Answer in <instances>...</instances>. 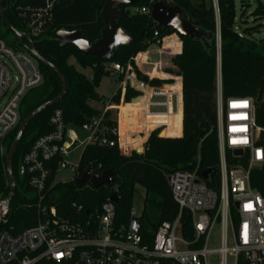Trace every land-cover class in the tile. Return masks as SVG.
Masks as SVG:
<instances>
[{
  "label": "trees",
  "instance_id": "obj_1",
  "mask_svg": "<svg viewBox=\"0 0 264 264\" xmlns=\"http://www.w3.org/2000/svg\"><path fill=\"white\" fill-rule=\"evenodd\" d=\"M105 1L55 0L49 27L41 35L31 37V42L24 41L27 47H33L41 56L59 68L66 80L67 92L56 104L40 112L24 131L13 159L16 193L0 224V231L7 230L16 235L36 226L44 217L39 207L38 197L35 194L34 196L26 194V192H33V188L23 159L35 141L54 130L51 118L55 111L60 110L66 129H82L84 124L91 122L102 113V109H97L90 102H103V96L98 93L97 88L102 78L110 75L111 64L119 63L125 66L132 60L139 78L150 80L148 75L136 66L134 58H138L139 53L146 52L161 38L164 39L139 58L147 60L151 57L166 55L165 63L171 60L172 67L167 66L165 72L158 67L150 70L154 75L164 76V78H153L151 83L157 85L175 81L182 83L183 135L161 138L159 133L154 131L148 138L143 153L133 150L130 155H124L120 152L115 112L112 109L105 110L94 140L84 145L75 169V178L87 170L101 173L104 170L113 169L115 171L113 182L99 188H93L87 184L78 187L74 184V179L68 182H57L55 178L59 171L58 162L61 159L58 156L50 164L51 173L47 178L46 186L47 199L42 202L43 206L48 208L53 206L59 216L83 221L89 216L97 215L101 206L113 194H116L118 199L115 204L116 222L128 224L131 218L134 188L140 185L146 190V206L150 211H147L146 207L139 217V223L141 233L150 240L158 226L164 221L173 220L177 213L178 207L169 187L168 175L176 170L191 171L198 162L200 171L205 168L217 167L218 169L216 79L219 69L224 97L253 98L257 124L264 128V38H251V34L257 28L244 29L242 34L238 31L236 0H216L218 12L213 0H163L167 4L179 7L182 16L191 23L215 33L219 32L220 62L216 38L210 43V48H205L201 42L179 35L181 45L175 36L165 38L176 33L173 29L157 25L148 14L132 12L133 6H146L150 0H135L134 5L125 6L122 17L117 21L133 40L129 45L120 47L110 61L94 56H83L73 45L60 47L57 31L61 28L81 29L85 38L90 41L100 37L104 27L100 12ZM45 3L46 0H5L3 11L14 28L27 34L24 12L30 15V12L44 7ZM261 7L262 3L253 15L263 16L264 10L261 11ZM0 21L2 28L5 29V35H3L8 37L11 44L16 37L3 23L1 17ZM156 31L159 32L158 37H155ZM13 47L29 51L23 45ZM172 54L174 56L170 58ZM70 58H74L79 67L90 68L92 77L88 78L85 73L71 64ZM144 63L142 62L143 66ZM39 67L44 76L43 83L30 90L24 97L20 106L21 121L7 136L6 139L11 138V140L6 144V150L11 146L22 121L39 106L62 92L59 74L42 63H39ZM121 78L122 75H120ZM137 94L136 91L128 88L125 101L130 102ZM120 98L121 89H118L110 98V102L119 104ZM181 118L182 116H174L169 119V124H177V127L169 129L168 132H174L168 136L179 134ZM147 127L151 129L153 126ZM103 138L106 139V143H100ZM261 143L264 145V132L261 135ZM6 157L5 153L0 152V199L7 197L10 191ZM18 157L20 160L16 166ZM16 177L20 184H23V191L19 189ZM218 177L216 170L208 185L217 188ZM253 184L264 195V167L262 171L254 172ZM36 264L55 263L40 260ZM241 264H244L242 258Z\"/></svg>",
  "mask_w": 264,
  "mask_h": 264
},
{
  "label": "built area",
  "instance_id": "obj_2",
  "mask_svg": "<svg viewBox=\"0 0 264 264\" xmlns=\"http://www.w3.org/2000/svg\"><path fill=\"white\" fill-rule=\"evenodd\" d=\"M158 1L163 0H150L148 5L133 6L131 10L150 15L151 5ZM213 1L218 12L217 1ZM54 2L46 0L44 7L30 15L24 12L29 38L41 35L49 27ZM158 36L156 31L155 37ZM216 42L220 62L219 32ZM136 62L137 57L134 58L137 66ZM110 68V76L120 83V103L104 102L100 116L82 126L87 134L85 144L94 140L105 110L116 109L120 116V107L136 100L141 101L139 115L143 125L140 134L147 133L148 125L153 126L148 132L150 135L154 131H164L169 126V119L179 112L183 128L184 101L180 81L153 84L149 73L145 74L150 80H143L132 60L125 66L113 63ZM43 80L38 60L30 51L16 49L9 43L0 21V142L17 128L24 97ZM128 88L138 93L130 102L125 101ZM216 116L217 188L210 187L201 177L199 162L191 171L171 172L168 183L178 207L177 213L173 220L162 222L149 240L141 233V228L137 231L131 226L132 219L139 222L134 210L130 212L128 224L116 222V203L111 198L97 215L83 221L59 216L53 206L42 205L47 199L50 164L59 156V170L67 167L65 158L77 142L69 136L61 112L56 110L51 118L54 130L35 141L23 159L44 217L36 226L16 235L7 230L0 231V264H36L40 260L55 264H211L213 254L220 255L219 264H229V257L233 258L234 264H241V258L244 264H264V195L253 184L254 172L264 167V145L261 143L264 128L257 124L253 98L224 97L220 69L216 79ZM116 119L118 123L119 117ZM133 125L132 122L130 126ZM117 132L119 136L118 129ZM106 142L105 138L100 141ZM119 147L123 150L120 141ZM237 150L242 154L235 155ZM216 225L220 230V247L212 249L208 244Z\"/></svg>",
  "mask_w": 264,
  "mask_h": 264
},
{
  "label": "water",
  "instance_id": "obj_3",
  "mask_svg": "<svg viewBox=\"0 0 264 264\" xmlns=\"http://www.w3.org/2000/svg\"><path fill=\"white\" fill-rule=\"evenodd\" d=\"M4 2L5 0H0V17L2 18L3 23L12 30L16 37L11 44L13 46L23 45L30 51L39 63L54 69L61 78L62 92L54 99L39 106L29 116H27L22 121L17 131L15 139L6 157V168L10 183V191L6 199L0 203V224L7 214L11 200L16 193V182L13 174V159L26 127L38 116L40 112L47 107L56 104L65 96L67 92V83L59 68L41 56L33 47L29 48L25 45V40L30 42L31 40L26 33L17 30L9 22L3 11ZM134 4L135 0H106L100 12L101 18L104 22V27L101 30L99 38L95 41H90L85 38L84 32L81 29L68 30L66 28H61L57 31L59 46L65 47L73 45L82 53L83 56H94L105 61H110L120 47L129 45L133 40L132 36L120 26L117 19L122 17L125 6H132ZM150 17L157 25L164 28H171L177 33V35L189 37L195 42H201L205 48H210V43L217 35L214 31L206 30L201 26L191 23L182 16L179 7L167 4L164 1H158L151 5ZM159 136L161 138L167 137L163 135V132H161ZM136 151L138 153H142L144 148H138ZM240 154H242L241 151H235V155ZM216 170L217 167L205 168L201 171V177L205 181L210 182L211 176L216 172ZM114 174L115 171L113 169L104 170L101 173H94L87 170L74 180V184L78 187H82L84 184H87L93 188H99L102 185L111 184L114 180ZM111 200L116 203L118 200L117 195L113 194ZM131 226L137 231L141 228L140 223L135 218L132 219Z\"/></svg>",
  "mask_w": 264,
  "mask_h": 264
},
{
  "label": "rangeland",
  "instance_id": "obj_4",
  "mask_svg": "<svg viewBox=\"0 0 264 264\" xmlns=\"http://www.w3.org/2000/svg\"><path fill=\"white\" fill-rule=\"evenodd\" d=\"M260 3H262V7L260 10L263 11L264 10V0H237V16H238L237 29L241 34H242L244 29L257 28V29H254L255 32H253L251 34V38H255V39L264 38V14L262 13L263 16H260V17L253 15V12L256 10V8L259 6ZM2 32L5 35V29L4 28H2ZM172 36H175L178 39V41L180 42V44L182 45V42L179 38V35H177V33L171 34L165 38L172 37ZM180 48H181V46L179 47V49ZM142 53H144V52L139 53V55ZM161 56L162 55H159L157 57H151V58H148L147 60H143L144 62H147V64H148L147 65L148 71L152 70L154 67H157L156 66L157 63L162 62ZM172 56H174V54L170 55V58ZM71 59L72 58H70L69 62L71 64L75 65V67H77L78 65ZM164 66H165V64H164ZM79 69L81 71H83L85 74H87L88 77H90L92 75V70L90 68L81 69L79 67ZM143 73L145 74L144 71H143ZM119 87H120V83L116 77H112L110 75L104 76L101 80L99 87L97 88L98 93L101 96H103V102L91 101L90 104L94 107H97V108L98 107L103 108L104 102L109 101L110 98L112 97V95L119 89ZM114 115L116 118H118L116 112L114 113ZM180 115H181V113L179 112L177 117H180ZM120 124L122 125L123 130H125V124L123 122H120ZM130 130L133 131V133H134V127L130 128ZM76 132L79 135L80 141L78 143H76L69 150V153L65 158V161L69 165L58 171L56 178H55V181H57V182H59V181L60 182H68V181L73 180V178L75 177V168L79 162L80 156L82 154V151H83V148L85 145L84 139L87 136L86 132L84 131L85 132V134H84L82 129L76 130ZM161 132L162 131H160L158 133L160 134ZM181 135H183V128H182ZM14 139H13V141H14ZM9 140H11V138H8L6 140L4 139L2 142H0V150H2L6 155H8V152H9L10 147H11L10 146L9 149L6 150V144L8 143ZM13 141H12V143H13ZM81 141H83V142H81ZM133 145H136V144L133 142ZM127 147H128V144L125 143L124 149ZM140 148H144V150H145V146L140 147ZM120 152L122 153L123 150L120 149ZM122 154L126 155L125 153H122ZM130 154L131 153H128L127 155H130ZM19 160H20V158L18 157L16 166L19 164ZM257 171H262V168L257 169L255 172H257ZM16 174H17V169H16ZM16 178L18 180V177H16ZM17 183H18L19 189L21 191H23L24 190L23 184H20L19 180L17 181ZM26 194L28 196H34V192H31V193L26 192ZM5 199H6V197H3L2 199H0V202L4 201ZM146 202L147 201H146V190H145V188L140 186V185H136L134 188V194H133V198H132V210H134L137 217H141V215L143 214L144 210L147 207ZM147 211H150V209L148 207H147ZM149 214H151V213H149ZM232 244H233L232 240L230 239L229 245L231 246ZM208 247L212 248V249L220 247V230H219L218 225L215 226V230H214L213 235L210 239ZM219 261H220V255L219 254H213L210 257V263L211 264H219ZM228 263L234 264V260L232 257H229Z\"/></svg>",
  "mask_w": 264,
  "mask_h": 264
},
{
  "label": "crops",
  "instance_id": "obj_5",
  "mask_svg": "<svg viewBox=\"0 0 264 264\" xmlns=\"http://www.w3.org/2000/svg\"><path fill=\"white\" fill-rule=\"evenodd\" d=\"M236 6H237V0H236ZM154 45H157V44L151 45L150 48H152ZM147 51L144 52V53H142V54H140V55H138L137 62H136L137 63V66L142 70V72L144 71L145 73H149L153 78H164V76L154 75L150 71H148L147 70L148 69L147 68V65H148L147 62H145L144 63V66H143L142 62H144L143 61L144 59H140L139 57H141L142 55H145L147 53ZM161 57H162V62L157 63L156 66L159 68V70L165 72V69H166L167 66L169 68L172 67V63H171V60L170 59H169L168 63H165V61L167 59L166 55H163ZM71 60H73L76 63V60L74 58H72ZM164 64H165V66H164ZM77 68L79 69V65L77 66ZM154 68H156V67H154ZM81 69H83V68H81ZM85 75L87 76V74H85ZM167 76H165V77H167ZM91 77H92V75L90 77H88V78H91ZM128 106H130V108ZM101 108L102 107H98L97 109H100L101 110ZM140 108H141V101L136 100L134 103L122 105L120 107V110H121L120 116L117 114V116L119 117V121H118L119 141H120V144H121V147L123 148V150L126 151L125 152L126 155L128 153H131L133 150L136 151L138 148L145 146L148 138L150 137V133H141V134L139 133L140 132L139 131L140 126L143 125L142 118L139 115ZM113 110L117 113V110L116 109H113ZM128 116L131 117V119H130L131 121L129 120ZM180 117H181V115H180ZM120 122H123L125 124V130H123L122 125L120 124ZM132 122L134 123V125L133 126H130V124ZM133 127H134V133H133V131L130 130V128H133ZM176 127H177V124H171L170 123L169 126H168V128L165 129L167 132L165 130L163 131V135L164 136H168L169 133H173L174 131L173 132H168V130L169 129H174ZM180 128L181 129H180L179 134L178 135H174V136H179V137L182 136L181 135V133H182V118H181V126H180ZM76 130L77 129H69V136H71V138H73V139H76L77 140L76 143H78L80 141V138H79V135L77 134ZM145 130H146V132H149L150 131V129H148V127H146ZM84 134H85V132H84ZM138 139H141V140L139 142H137L136 140H138ZM81 142H83V141H81ZM133 142L136 145H133ZM125 143L128 144V147L124 149V144Z\"/></svg>",
  "mask_w": 264,
  "mask_h": 264
},
{
  "label": "bare ground",
  "instance_id": "obj_6",
  "mask_svg": "<svg viewBox=\"0 0 264 264\" xmlns=\"http://www.w3.org/2000/svg\"><path fill=\"white\" fill-rule=\"evenodd\" d=\"M128 118H129V120L131 119V117L130 116H128ZM131 121V120H130ZM163 132V131H162Z\"/></svg>",
  "mask_w": 264,
  "mask_h": 264
}]
</instances>
